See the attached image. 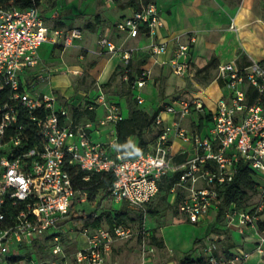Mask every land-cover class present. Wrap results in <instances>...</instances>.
<instances>
[{
    "label": "built area",
    "instance_id": "built-area-1",
    "mask_svg": "<svg viewBox=\"0 0 264 264\" xmlns=\"http://www.w3.org/2000/svg\"><path fill=\"white\" fill-rule=\"evenodd\" d=\"M163 27L160 9L151 3L120 21L116 30L127 38L153 39ZM83 36L81 28L48 26L39 8L0 9V89L10 90L8 100L0 105V264H12L14 258L17 260L13 264H114L109 259L117 244L135 237L141 264H157V246L152 242L147 218L148 206L157 199L164 178L181 173L168 193V201L177 204L188 221L198 224L218 208L219 192L232 182L240 162L261 176L260 200L252 208L229 212L225 227L241 235L253 230L254 249H241L221 258L215 255L219 252L216 241L209 240L202 253L209 257L210 264H244L253 255L264 262V231L259 227L264 218V65L254 60L240 65L238 59L220 64L216 81L224 84L228 94L218 101L215 110L207 111L200 98L162 105L155 121L160 133L152 150L126 159L118 152L112 156L107 145L92 139L94 131L116 126L123 119L119 107L103 92L89 110L103 107L105 116L76 122L55 91L34 95L31 90L35 84L24 77L27 70L35 75L48 69L39 55L42 45L65 51ZM175 41L169 64L175 75L183 77L189 68L190 44L180 38ZM98 46L111 54L123 51L106 37L98 39ZM136 51H123L126 64ZM148 51L157 61L169 53V43H152ZM150 77L151 71H142L136 78V89H143ZM136 99L144 105L140 92ZM19 105L28 112L27 125L18 124ZM191 115L210 121L206 135L184 126ZM26 126L36 129L41 141L20 152L16 148L27 140ZM12 130L14 133H10ZM176 144L181 147L179 152ZM182 156L185 160L178 163L176 159ZM69 160L84 172L114 175L106 200L126 203L130 210L142 214L143 223L137 232L116 221L99 227L65 229L77 198L79 202L89 200L87 192L77 189L67 169ZM74 233L80 235L82 243L68 240ZM29 248L35 251L25 253Z\"/></svg>",
    "mask_w": 264,
    "mask_h": 264
},
{
    "label": "crops",
    "instance_id": "crops-1",
    "mask_svg": "<svg viewBox=\"0 0 264 264\" xmlns=\"http://www.w3.org/2000/svg\"><path fill=\"white\" fill-rule=\"evenodd\" d=\"M51 1V6H47L46 2H48V0H44L41 7L39 8L44 17L45 23L50 27L53 26L54 28L61 30L81 28L84 32V36L81 40L76 42V47L74 48L76 53L79 54L81 51H88L87 54H90L91 51L95 50L97 48L98 37L95 41L93 38L94 36L91 37L90 35L103 30L101 23L98 20L96 25L88 27L86 31L83 29V25L86 23V19L90 21L93 16L99 15L97 14L98 4L100 3L98 2L99 0ZM129 2L130 1L123 2L121 0L120 3L115 2V4H113L114 7L119 11L117 17L119 18L120 15V17H122L121 19L117 18L115 20V27L124 18L132 16L134 12L138 10V7L131 5L124 7L122 6L123 4H128ZM153 2L157 4L158 8L160 9L164 22V27L158 31V34L155 38L152 39L147 36L127 38L126 35L121 34L117 30L115 35L110 34L109 36H105L123 51L128 49H137L130 61L132 66L140 65V68L137 70L135 69V75H138L144 70L151 71V77L145 87L140 91L135 89V93L137 94L140 92L144 98L145 105L147 104V100H150L148 102L149 107H143L145 110L157 111L164 104H171L179 100H189H171L170 98L175 94V90L174 88H171V78L166 77L167 69L172 70L169 60L177 45V41H175V39H177L179 36H189V38L194 37L193 39L195 40V43H193V47H191L192 41L190 42L188 40H181L183 43L190 44L189 64L200 61L209 62L212 59H214L216 62H220V64H223L231 60L238 59V63L240 65H246L243 64L244 60L239 58V55L243 53L246 55V57H248L249 61L254 60L264 65V21L261 17L257 16L253 4L254 0H243L242 5H240L239 0H154ZM137 4L141 5L142 2L139 0ZM57 13L59 15L58 18H53V16H55ZM104 15L108 20H110L106 13H104ZM77 16L81 17V19H76L73 22L74 18ZM233 16L236 18V23H238L240 27L238 37L234 36V34L228 30V27L231 23V17ZM82 17H85L86 19H82ZM56 22H59L60 24L58 25ZM71 22H73L72 27L69 25H67L68 27L63 26V23L68 24ZM87 33L88 35L90 34L88 37ZM165 42L169 43V53L160 56L156 61L155 58L149 54L148 47L152 43L161 44ZM49 45L52 48L50 58L45 60L40 56L47 68H49L48 65L52 61V54L54 52L62 51V48L52 46L51 44ZM123 51L122 53L119 51L114 55V63L117 65V67L121 65L122 62L126 63L122 56L124 53ZM80 58L83 59L84 57L81 56ZM34 73L35 72L27 70L24 73L25 79L30 82L31 80L28 79V77H32ZM76 73H80V71H77ZM110 73V75L105 73L104 75L108 76L103 75L99 78V81L105 79V77L109 80L115 73V70H112ZM160 73L163 74V76L160 78V81L166 82L165 87L156 85V77L157 75H160ZM218 85V90L221 93L216 98H214L213 101H209V99L205 98L206 91H202L200 93L188 89H186V91L192 93L190 99L200 98L203 101L206 110L212 112L215 110L218 101L226 97L228 94V91L223 83L218 82ZM50 87L53 90H47L42 93L48 94L51 91H55L59 96V102L62 103V99L60 98L66 97L63 91L66 92L68 89L58 80H54L52 86L50 85ZM161 90L164 92V99H161L160 97ZM65 103L70 104L68 101ZM119 109L123 119L127 118V105L124 109L120 107ZM124 110L126 113H124ZM96 112V120L104 117L106 113L103 107H98ZM166 120L170 121L171 117L167 116ZM184 126L188 129L206 135L207 131L211 127V123L210 121L201 118L192 122H189V119H187L184 122ZM92 139L96 143L107 145L109 147V151L112 153L117 152V136L115 126H107L94 131L92 134ZM175 149L177 152H179L181 150L180 145L176 144ZM185 149L190 150L191 147H184L183 150ZM262 184H264V181H262ZM225 229L227 230L226 227ZM230 231L232 233V231H236V229ZM242 237V243L237 242L236 238L234 237L233 241H231V243L228 245V249L230 246H234V248H231L227 251V256H222L220 252H218L219 256L221 258H229L232 254L238 252L241 249L246 250V248H248L247 251H252L254 249V242L256 240L254 231L249 230L245 235H242ZM259 262V258L256 255H253L244 264H259ZM260 264H264V262H260Z\"/></svg>",
    "mask_w": 264,
    "mask_h": 264
},
{
    "label": "rangeland",
    "instance_id": "rangeland-1",
    "mask_svg": "<svg viewBox=\"0 0 264 264\" xmlns=\"http://www.w3.org/2000/svg\"><path fill=\"white\" fill-rule=\"evenodd\" d=\"M122 1L127 2L131 0ZM98 2H100L98 4V16H93L90 21L85 17H82V19H86V23L83 25L85 31L88 28V24L96 25L98 20L100 21L103 30L101 32H95L92 35L89 34L91 37L94 36L93 38L95 41L97 40V37L99 39L109 36L110 34H116L115 20L118 18L117 16L119 14L118 9L113 5L115 4L114 0H99ZM46 3L47 6H51L52 1L48 0ZM239 3L242 5L243 0H239ZM253 4L257 16L261 17L264 21V0H254ZM104 13H106L111 21L105 17ZM120 16L118 19L122 18ZM76 19H81V17H75L73 22ZM73 22L68 24L63 23V26L69 25L72 27ZM56 24L59 25L60 23L56 22ZM232 26H234V29H232ZM228 30L234 34V36L238 37L240 27L238 23H236V18L234 16L231 17V23ZM89 35L87 33V37ZM178 38L182 41L188 40L195 43V40L193 39L194 37L189 38V36H179ZM75 47L76 45L65 51L54 52L51 56L52 61L48 65L49 68L46 71L28 77V79L35 84L31 93L37 95L47 90H53L50 85L52 86L54 80H58L68 89L66 92L63 91L66 97L60 98L62 99V103L68 101L70 104H84L91 99H95L96 95L102 91L109 102H113L120 108L124 109L127 105V93L131 86L128 79L129 75L127 77L125 71L127 64L122 62V64L117 67L114 63L115 54L102 50L98 46V41L97 48L91 51L90 54H87L88 51H81L78 54L74 49ZM51 52L52 48L50 45L44 44L39 50V55L43 59L48 60ZM81 56L84 58L81 59ZM219 64L220 62H216L214 59L209 62L200 61L197 63H190L188 72L183 77L177 76L172 70L167 69L166 77L171 78L170 85L172 86L171 88H174L175 90V94L170 99H190L192 93L187 92L186 89H188L197 93L206 91L205 98L209 99V101H213L214 98L221 93L218 90L219 85L216 81ZM133 68L134 70H137L140 68V65H135ZM112 70H115V73L109 80L105 77V79L99 81V78L105 73L110 75ZM77 71H80V73H76ZM46 75L49 77L46 80H43V78L40 77ZM162 76V73L157 75L156 85L165 87L166 82L160 81ZM149 101L150 100H147V104H144L142 107H149ZM124 113H126L125 110ZM188 119L189 122L197 121L198 116L191 115ZM148 138L151 140L149 145H152L153 133H150ZM249 195L250 198L247 200L246 205L247 208H252L259 202L260 194L250 193ZM156 202H158V200ZM122 205L123 203H114L110 200H106V196L103 192L98 193L95 201L79 202V198H77L65 229L68 230V228L73 227L75 230H78L83 226L82 221L80 220V217L83 215L91 214L93 212L102 215L110 211L118 210ZM159 205L161 209L167 208V211H162L157 216L149 215L147 218V227L152 231V234L158 238H162L165 242L164 248L156 247L157 264H178L185 254L192 249L196 250L194 255L195 259H198L199 256L202 258L204 256L202 253L204 244L209 240L216 241L219 252L222 256H227L228 245L233 241L234 237L237 242L242 243L243 237L240 232L237 230L232 231L234 234L233 236L229 229H225V220L221 223H217V209L213 210L201 223L195 224L190 221L188 222L185 216L179 213L176 214L173 209H169L166 202L161 201L159 202ZM131 217L137 221L130 222L129 225L137 232L140 228V223L135 215H132ZM103 225H106L105 220L103 221ZM70 237L71 238L68 239L69 241L72 239L75 242H83L80 235L77 233H74ZM197 240H199V242L196 244ZM68 248L70 247L68 246ZM246 250H248V248H246ZM34 251V249L29 248L24 252L32 253ZM109 260L114 264H141L142 256L140 253L138 238L135 237L129 242L118 243ZM148 263H151L149 258Z\"/></svg>",
    "mask_w": 264,
    "mask_h": 264
},
{
    "label": "trees",
    "instance_id": "trees-1",
    "mask_svg": "<svg viewBox=\"0 0 264 264\" xmlns=\"http://www.w3.org/2000/svg\"><path fill=\"white\" fill-rule=\"evenodd\" d=\"M44 0H0V9L2 10H28L33 8H40ZM116 3H120L121 0H114ZM141 5L137 3L139 0H132L128 4H123L122 6L131 5L138 7L140 10L143 6H147L154 3V0H140ZM88 27H92V24H88ZM193 47V43H191ZM239 58L244 60L243 64H248L250 61L241 53ZM126 75L131 83L130 90L127 93V107H128V117L120 120L116 127L117 136V152L122 154L126 159H134L141 154H146L152 150L156 139L160 133L155 125L156 118L159 114L157 111H147L141 105H139L136 99L135 93V81L138 75H135V70L131 64H127L125 68ZM10 95V90L8 88L0 89V105L8 100ZM161 99H164V92H160ZM97 96L95 97V99ZM95 99H91L84 104H67L73 119L76 122L82 121H96L97 112L96 110H89L90 104L94 103ZM18 112V124L27 125L29 118L28 112L18 106L16 108ZM210 119L209 117H207ZM203 119V117H201ZM10 133H14L12 130ZM153 133V146L149 145L151 140H149V134ZM24 134L27 140L16 150L20 152H26L34 145L41 141L40 134L32 126H26L24 129ZM117 152L112 153L114 156ZM185 160V157H178L176 161L181 163ZM67 169L71 174L73 181L76 184L77 189L85 191L89 195L88 201H95L99 192H103L105 196L109 194V189L114 183V175L111 173L103 174H90L84 172L80 167L73 161L69 160L67 163ZM181 173H174L164 178V181L160 185V193L157 199L148 206V213L151 216H157L162 211H167V208L161 209L159 202L164 201L167 203L169 209H173L176 214H180L177 204H171L168 202V193L171 187L179 180ZM89 176V179L86 178ZM261 176L254 170H252L246 164L240 162L237 165L236 171L233 176L232 182L225 185L219 192V197L217 200V223H221L225 220L226 215L229 212H234L236 210H241L247 208L246 202L250 198V193H259L258 188L261 185ZM158 200V202H156ZM135 215L138 219L140 226L143 223V216L141 213L134 212L128 208L126 203H123L122 207L118 210L110 211L105 214L99 215L97 212L91 214L83 215L80 217L83 226L99 227L103 225V221H106V225H111L113 222H120L129 225L130 222L137 221L131 216ZM189 222V221H188ZM259 227L264 231V219L259 223ZM152 242L158 248H164L165 243L162 238L156 237L152 234ZM199 240L196 241V244ZM234 248L230 246L228 250ZM196 250L192 249L185 254V256L179 261L178 264H210L209 257L204 255L202 258L199 256L195 259ZM217 257H220L218 253H215ZM17 259H11L10 262L13 264Z\"/></svg>",
    "mask_w": 264,
    "mask_h": 264
}]
</instances>
